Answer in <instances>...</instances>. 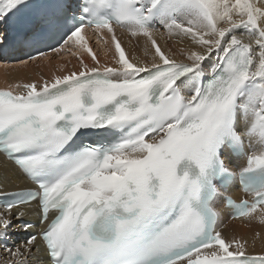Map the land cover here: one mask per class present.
Listing matches in <instances>:
<instances>
[{
	"label": "snow or ice",
	"instance_id": "1",
	"mask_svg": "<svg viewBox=\"0 0 264 264\" xmlns=\"http://www.w3.org/2000/svg\"><path fill=\"white\" fill-rule=\"evenodd\" d=\"M65 50L78 71L0 89L3 264H264L221 230L264 226V0H0V59Z\"/></svg>",
	"mask_w": 264,
	"mask_h": 264
},
{
	"label": "bare ground",
	"instance_id": "2",
	"mask_svg": "<svg viewBox=\"0 0 264 264\" xmlns=\"http://www.w3.org/2000/svg\"><path fill=\"white\" fill-rule=\"evenodd\" d=\"M117 37L120 40L122 46L126 49L127 54L135 56L137 59L143 60L144 48L146 46V40L143 37L131 38L127 32L117 30ZM169 38L166 34L157 35L156 39L160 46L165 51H171L176 54L177 59H181L179 55V50L181 48L191 47L190 42H179L177 39H172L169 44H167L166 39ZM171 39V38H170ZM90 45L92 47V40L95 41L96 48L100 50V56L97 57L100 60V63L111 62L112 53L109 52L108 56H105V52L108 50L109 46H105L103 43H98V38L89 33ZM110 40V38H109ZM114 51V50H113ZM96 53V52H95ZM85 62L92 66L91 58L86 54L84 56ZM79 70V62L76 57L71 55V52L68 51L63 57L60 58H48L45 60L35 61L31 63L28 67L23 69L14 70L11 73V79L18 83H29L37 82L42 83L43 80H50L53 75H63L67 74L70 71ZM5 162L0 157V165H3ZM9 167H11L9 165ZM6 183L4 186V191H9L14 188V184L17 183ZM225 237L231 239L233 237L238 239H243L247 241V251L252 255L264 254V226L259 225L258 223H242L241 221H227L222 218V228H221ZM257 233H260L259 237ZM2 255V254H0ZM0 264H3V259H0Z\"/></svg>",
	"mask_w": 264,
	"mask_h": 264
},
{
	"label": "rangeland",
	"instance_id": "3",
	"mask_svg": "<svg viewBox=\"0 0 264 264\" xmlns=\"http://www.w3.org/2000/svg\"><path fill=\"white\" fill-rule=\"evenodd\" d=\"M172 39L175 40L176 38H171V39H170V38H167V39H166L167 44H169L170 41H171ZM91 43H92V49H93V51L96 52V54H97L98 56H100V55H101V54H100V50L96 48V45H97V44L95 43V41L92 40ZM42 82H43V81H42Z\"/></svg>",
	"mask_w": 264,
	"mask_h": 264
}]
</instances>
